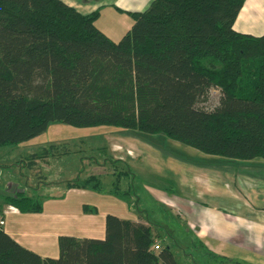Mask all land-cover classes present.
<instances>
[{"label":"trees","instance_id":"obj_1","mask_svg":"<svg viewBox=\"0 0 264 264\" xmlns=\"http://www.w3.org/2000/svg\"><path fill=\"white\" fill-rule=\"evenodd\" d=\"M245 1L154 0L130 13L132 28L115 42L96 27L99 10L82 14L62 0H0V148L62 123L164 134L211 156L264 161V36L234 29ZM71 154L50 145L24 166L35 172L40 162ZM128 174L109 193L141 214L133 187L121 189ZM66 187L104 192L96 175ZM5 203L24 214L43 211L39 197L17 194ZM153 230L150 222L108 215L105 239L62 236L59 257L43 258L0 228V264H181L171 247L155 251Z\"/></svg>","mask_w":264,"mask_h":264},{"label":"rangeland","instance_id":"obj_2","mask_svg":"<svg viewBox=\"0 0 264 264\" xmlns=\"http://www.w3.org/2000/svg\"><path fill=\"white\" fill-rule=\"evenodd\" d=\"M125 15L115 14V11L110 8L105 10L102 15L100 11L96 27L104 34H110V32L117 34L118 36H113L115 39L112 40L119 42L122 39L120 38L121 35H124L122 33L128 32V25L131 24L130 27L132 28L134 24L132 17L129 15V18H131L129 20ZM219 96L220 94L217 91L212 93L213 103H217ZM50 145H65L67 149L76 153L80 152V154L69 157L67 155L62 156L65 158L64 161H61V158H49L50 164L46 161L40 162L38 166L44 169H40V172L39 170L34 172L30 170V167L24 166V162L27 161L31 154ZM131 145L134 146L132 148L133 155L128 151V147ZM63 151H65V148L61 150V152ZM175 155L186 161L180 162ZM24 156L27 158L25 159ZM120 157L122 161H120ZM221 158L205 154L172 140L164 134H146L111 126L79 128L62 123H51L43 134L17 147L0 148V167L7 169L9 171L8 174L14 175L18 183L23 186H26L27 181L31 186L38 185L39 182L47 183L44 184L46 186H44L43 190L35 192L36 196L60 197L64 192L65 186V184H60V181H68L73 179V177H75L74 179L80 178L84 180L91 175L100 177L106 193V189L110 188L109 185L119 179L122 172L129 171L128 175L121 178V189L127 190L129 187H133V193L139 197V206L145 212L134 214L136 212H130L123 201L109 194H88L79 197L93 201L94 204L89 205L91 207L98 205L103 213V216L99 218L103 224V233L100 235L96 234L97 236L95 235L94 237L105 239V222L108 215L124 220L137 219L145 223L150 222L154 225L153 231L154 235L157 236L156 243L159 245L155 246V251L159 252L163 245L171 247L176 259L181 264H232L225 261L224 258H215L208 255L210 253L209 250L199 243L193 234L194 230H191V225L194 224L195 226L198 222L194 219L191 220L188 213L186 214L188 217L187 221H184L173 210L181 211L185 209L186 211L187 208L181 202H178V198L174 196L176 186L173 181L175 180L177 190L183 191L185 194H187L192 184L199 182V179L191 181L187 189L184 190L179 184L180 177L183 174L180 173V169V172L173 173L172 169L174 166H184L191 162L192 171L196 173V175L192 176V179L201 177L205 181L212 183L211 187H215L217 177L214 173L209 172L208 169H222L218 165L223 164L217 162ZM222 159L226 162H232L229 159ZM58 160L61 162H57ZM245 162L249 163L248 161ZM18 164L23 165V168L17 167ZM22 169L24 170L22 171ZM200 171L202 173H198ZM220 173L222 174V172ZM244 178L247 181L239 177L236 181V187L248 195L251 191L255 193L254 187L263 182L250 176ZM224 179L229 180L228 175L225 173L220 176V180ZM11 182H15V180ZM208 188L211 189L210 187ZM70 199H73L72 201L78 204L74 200L76 195H71ZM249 199L252 200V197ZM135 200L136 198L134 197L133 201ZM256 200L257 198L255 197L252 203L256 202Z\"/></svg>","mask_w":264,"mask_h":264},{"label":"crops","instance_id":"obj_3","mask_svg":"<svg viewBox=\"0 0 264 264\" xmlns=\"http://www.w3.org/2000/svg\"><path fill=\"white\" fill-rule=\"evenodd\" d=\"M62 1L82 14H90L99 10L102 15L105 10L110 8L115 11V14H126L125 16L129 18L131 12L147 10L154 0ZM130 26L131 24L128 25V31L131 28ZM234 29L243 34L257 37L264 36V0H246L235 21ZM122 34L125 35L126 33L123 32ZM105 35L111 40L115 39L113 36H118L112 32L110 34L105 33ZM124 35H121L120 38H123ZM133 147V145L128 147L131 155H133ZM76 154L79 155L80 152L72 151V154L67 155V157ZM63 157H61V161H64L65 158ZM175 157L180 162L186 161L176 155ZM60 160L57 162H61ZM120 161H122L121 157ZM217 162L223 164L218 166L226 170L208 169L209 172L214 173L217 177L215 187H211L212 183L205 181L201 177L192 179V176L196 175V173L192 171L191 162L184 166H174L172 169L173 173L181 171L180 173L183 174L180 177L179 184L184 190L187 189L191 181L199 179V182L192 184L187 194H185L183 191L177 190L175 180L173 181L177 191L174 192V196L178 198V202L187 207L186 211L185 209L181 211L173 210L184 221H187L188 217L186 214L188 213L191 220L194 219L198 222L195 226L194 224L191 225V230H194V236L202 246L216 256L229 260L232 264H264V162L261 160H253L249 163L226 162L222 158ZM47 163L50 164L51 162L48 161ZM20 166L19 164L17 165L20 169L23 168V165ZM3 168L0 167V172H2L0 179V217L4 222V231L20 245L43 258H58L60 255L59 238L62 236H74L81 239L100 238H95L94 236L103 233V224L99 220L103 216L102 211L98 205H95L94 207L98 210L97 214L84 212L83 208L85 205L91 207L89 204L94 203L88 198L82 199L79 197L88 194L111 195L109 189H106V193L77 188L67 189L66 184L74 180L75 177H73V179L68 181L59 182L60 184H65L64 192L60 197L36 196L35 192L43 190L44 186H46L44 184L47 183L39 182L38 185L31 186L27 181L26 186H23L18 183L14 175L8 174L9 171ZM40 169L44 170L36 166L37 171L39 170L40 172ZM223 173L228 175L229 180H220V176ZM249 176L263 182L254 187L255 193L251 191L248 195L236 187V181L239 177L247 181L244 177ZM14 180L15 182H11ZM17 194L43 198L42 213L24 214L17 208L5 203L7 196H15ZM71 195H76L74 200L78 204H75L72 201L73 199H70ZM250 197H252V200L256 197V202L252 203V200L249 199ZM130 220L138 221L137 219Z\"/></svg>","mask_w":264,"mask_h":264},{"label":"built area","instance_id":"obj_4","mask_svg":"<svg viewBox=\"0 0 264 264\" xmlns=\"http://www.w3.org/2000/svg\"><path fill=\"white\" fill-rule=\"evenodd\" d=\"M1 174H2V172H0V179H1ZM4 227V222H3V220H2V218L0 217V228H3Z\"/></svg>","mask_w":264,"mask_h":264}]
</instances>
